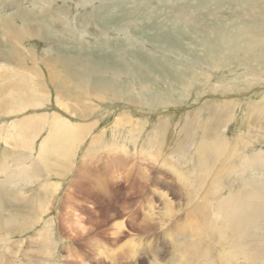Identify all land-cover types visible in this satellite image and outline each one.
Wrapping results in <instances>:
<instances>
[{
    "label": "rangeland",
    "instance_id": "374dc122",
    "mask_svg": "<svg viewBox=\"0 0 264 264\" xmlns=\"http://www.w3.org/2000/svg\"><path fill=\"white\" fill-rule=\"evenodd\" d=\"M261 11L264 0L0 2L17 25L0 27V65L15 72L14 104L0 107V264H264Z\"/></svg>",
    "mask_w": 264,
    "mask_h": 264
},
{
    "label": "bare ground",
    "instance_id": "6f19581e",
    "mask_svg": "<svg viewBox=\"0 0 264 264\" xmlns=\"http://www.w3.org/2000/svg\"><path fill=\"white\" fill-rule=\"evenodd\" d=\"M0 2H1V4H2V8H6L7 6H9V2H19V0H0ZM15 5V4H14ZM31 12V11H30ZM251 12H252V10H251ZM260 13V12H259ZM261 13L264 15V11H261ZM43 15V14H42ZM262 15V16H263ZM262 16H260V18H263ZM14 17V16H13ZM26 17H27V12H24V11H21V12H19V17H17V18H14V19H17L22 25H23V28H26V27H29L30 26V24L29 23H31V22H28V20L26 19ZM31 21V20H30ZM14 21L12 20V22H11V19H9V16L8 15H6V16H4V17H0V27H3V26H7V25H9V27L10 28H14V29H16V27H17V25L16 24H14L13 23ZM43 23V22H42ZM18 25H20V24H18ZM264 25V24H263ZM35 30H37V29H35ZM37 31H39V30H37ZM36 31V32H37ZM263 31H264V28H263ZM18 32V31H17ZM16 34V33H15ZM34 34V31L33 32H31V33H28V34H26L27 35V37H29V38H31V37H34V36H36V35H33ZM36 34V33H35ZM21 35V34H20ZM241 35H242V33H241ZM23 37V36H22ZM37 37H41L42 38V36L40 35V34H38L37 35ZM255 39H257V37L256 36H253ZM261 37V36H260ZM21 38V37H20ZM24 39V38H23ZM98 40L101 42L102 40H104V38H98ZM249 46H250V44H249ZM15 54H16V50H15ZM15 57V56H14ZM55 63H57V64H60L61 65V63H60V61H59V59H56L55 60ZM61 67L65 70V65L64 64H62L61 65ZM68 69L70 70V72H71V70H72V68H71V66H67V68H66V70H65V72L62 74L63 75V77H68V76H70V74L68 73ZM80 69V68H79ZM71 77V83L72 84H76L77 86H79V87H85V82L86 81H83L82 80V77L80 78L79 77V72H75L73 75H71L70 76ZM98 85V87L99 88H101L102 86H101V84L99 85V84H97ZM87 86V85H86ZM91 89V88H90ZM104 90H106V91H108L111 95H114V93L112 92V91H110L109 90V86H107V88L105 87L104 88ZM94 92H95V90H94ZM62 97L63 98H71V99H74V98H77L78 96H74V95H72V90H65V93H63L62 94ZM56 102H57V104H62L61 102H60V99L58 98V96L56 97ZM66 125H68L67 124V122L65 121V120H58V121H56L55 122V127L56 128H58V129H65V126ZM55 139H57V137L55 138ZM54 139V140H55ZM231 151V150H230ZM230 151H228V152H230ZM225 156V155H224ZM226 158H227V156H225ZM260 157L259 156H257V155H255V156H249V160H248V163H251L254 167H257L258 166V164H259V161H258V159H259ZM213 158L211 157V160H212ZM227 160V159H226ZM241 180H242V177H241ZM246 187L244 186V183H242V185H241V187L239 188V189H237L236 191H237V193H245V192H247V190L245 189ZM242 189H244V190H242ZM251 193V192H250ZM226 196V195H225ZM243 201V200H242ZM225 204V200H224V198H222V199H220V200H218L217 201V203L215 204V206H214V209H216V211H218V210H220V208H221V206H223ZM219 224H220V228H221V225H222V221L221 220H219V222H218ZM235 224H236V222H235ZM217 225L218 224H215V227H217ZM214 226H213V229H214V231H215V234H218V231H219V229H216ZM233 229H235V226L234 227H232ZM202 230V228L199 230V231H201ZM228 230V229H227ZM244 234V233H243ZM219 237H221V236H219ZM226 237H227V235H226ZM222 238V237H221ZM224 239V238H223ZM231 239V238H230ZM215 240V239H214ZM234 240H235V238H234ZM218 247L219 248H223L224 249V244H218ZM192 250V249H191ZM222 258V257H221ZM219 259H220V257H219ZM250 260V259H249ZM238 262V261H237Z\"/></svg>",
    "mask_w": 264,
    "mask_h": 264
},
{
    "label": "crops",
    "instance_id": "0c3cea01",
    "mask_svg": "<svg viewBox=\"0 0 264 264\" xmlns=\"http://www.w3.org/2000/svg\"><path fill=\"white\" fill-rule=\"evenodd\" d=\"M8 40H6V42H7ZM0 51H1V49H0ZM0 55H2V56H0V61H2V62H4L5 63V66L6 67H8L9 68V56L8 55H6L4 52H1L0 53ZM30 68H27L26 70H27V74H29L30 75V72H31V70H29ZM14 71H13V69L11 68V70L9 71V69L8 70H5L3 67H1V65H0V107L3 105V104H14L13 102H10L9 101V76H13L14 75ZM4 74H5V78H3L4 77ZM18 75L19 76H21V77H24V74L23 73H18ZM26 83H25V85L29 88V80H28V77L26 76ZM11 81H12V79H11ZM30 89V88H29ZM10 92H11V94H10V96H13V92H15V90H14V85L13 86H11L10 87ZM23 95L25 94L26 96H28V93L27 92H25L24 90H23ZM41 98L42 97H44V96H40ZM47 102V101H46ZM16 104H23V103H16ZM6 107H9V105L8 106H6ZM5 109V108H4ZM6 114H9L8 112L6 113ZM7 134H5V136H6ZM15 139L17 140V136L15 137ZM15 140V141H16ZM2 163H4V164H2L4 167H5V165L6 164H8V160H4V161H2ZM2 166V167H3ZM4 179H6V177H4Z\"/></svg>",
    "mask_w": 264,
    "mask_h": 264
}]
</instances>
